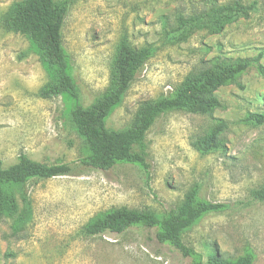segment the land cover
Listing matches in <instances>:
<instances>
[{"label": "rangeland", "instance_id": "374dc122", "mask_svg": "<svg viewBox=\"0 0 264 264\" xmlns=\"http://www.w3.org/2000/svg\"><path fill=\"white\" fill-rule=\"evenodd\" d=\"M19 1L0 0V166L15 165L22 154L41 165L79 163L88 150L72 122L76 101L42 98L52 79L40 56L25 36L1 26ZM69 1L63 41L81 106L90 107L108 89L124 41L137 50L154 49L108 118L110 130L128 128L144 103L172 96L188 75L216 60L259 61L216 92L223 107L212 114L169 111L157 117L133 147L146 153L148 170L119 162L110 171L85 168L75 176L32 179L25 188L30 214L24 217L18 193L15 215L0 222V264H193L195 259L206 264L213 254L227 261L251 254L253 264H264V201L253 197L264 187V123L249 119L264 115V0H214L221 6L239 1L254 10L220 34L196 28L179 43L175 31L181 18L204 12L209 0ZM218 121L227 123L223 148L198 151L194 144L204 142ZM188 194L227 206L183 235L198 257L160 244L155 229L84 233L99 214L128 209L162 217Z\"/></svg>", "mask_w": 264, "mask_h": 264}, {"label": "trees", "instance_id": "16d2710c", "mask_svg": "<svg viewBox=\"0 0 264 264\" xmlns=\"http://www.w3.org/2000/svg\"><path fill=\"white\" fill-rule=\"evenodd\" d=\"M209 2L211 6L204 12L187 19L181 18L180 26L175 31L178 43L187 41L196 28L205 29L213 35L220 34L228 25L248 18L250 11L254 10L239 1L224 6L218 5L214 0ZM70 5L69 0H20L2 17L1 26L6 32L25 36L30 41L32 50L40 56L42 65L52 79L41 90V97H65L76 101L71 111L72 122L86 143L88 155L79 163L41 165L22 154L15 165L7 169L0 166V222L4 216L15 215L18 210V193L25 204L24 217L30 214V202L25 188L32 179L75 176L85 168L110 171L119 162L135 163L148 170L146 153L136 152L133 147L143 141L157 117L169 111L212 114L223 107L216 92L223 86L235 83L253 62L259 61L216 60L209 68L188 75L172 96L144 103L128 128L110 130L106 126L108 118L122 104L137 75L153 56L154 49L145 47L137 50L124 41L114 58L108 89L90 107L81 106L78 103L79 91L71 75L70 55L63 41ZM249 119L259 124L264 123L262 114H253ZM226 129L227 123L218 121L206 140L194 144V147L198 151L222 149L221 135ZM253 197L264 201V187L254 191ZM226 207L222 204L198 202L194 195L188 194L180 207L162 217L128 209H115L99 214L85 225L84 233L88 236L105 233L120 235L135 226L155 229L156 239L160 244H169L184 256L198 257L193 249L185 245L183 235L208 213ZM25 221L22 218L20 224L23 225ZM253 261L251 254L235 261H227L218 254H213L206 264H253ZM193 264L204 263L195 259Z\"/></svg>", "mask_w": 264, "mask_h": 264}]
</instances>
